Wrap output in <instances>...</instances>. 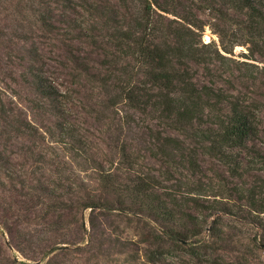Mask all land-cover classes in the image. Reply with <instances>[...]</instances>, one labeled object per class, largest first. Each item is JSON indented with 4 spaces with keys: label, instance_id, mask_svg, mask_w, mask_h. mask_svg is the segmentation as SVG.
I'll return each mask as SVG.
<instances>
[{
    "label": "rangeland",
    "instance_id": "374dc122",
    "mask_svg": "<svg viewBox=\"0 0 264 264\" xmlns=\"http://www.w3.org/2000/svg\"><path fill=\"white\" fill-rule=\"evenodd\" d=\"M160 1L167 12L153 7L151 18L183 28L186 44L205 58L172 62L171 71L227 97L205 109L185 135L169 127L158 103L141 110L126 98L128 90L154 100L159 93L144 83L149 68L133 54L139 35L133 20L141 17L143 0H0V98L14 111L0 124L7 133L0 152L26 176L23 184L11 183L0 163V264H264V213L248 207L249 193L264 199V171L249 164L251 154H264V25L247 22L231 0ZM258 2L264 11V0ZM41 13H50L55 32L42 28ZM163 38L174 44L171 36ZM163 38L155 34L153 41L163 47ZM36 73L63 94L62 106L38 96ZM230 101L248 111L256 127L244 148L227 150L240 157L241 176L228 172L210 142L192 134L196 129L213 137L214 122L230 113ZM15 114L42 137L16 133ZM64 126L70 138L58 131ZM164 137L178 139L197 169L178 154L169 160L158 154ZM98 171L110 172V181L98 180ZM41 183L55 196L41 204L24 197ZM137 184L171 201L177 230L194 227L189 214L199 219L200 233L185 245L163 236L155 216L138 211L126 190ZM91 199L112 208L84 209L80 203L96 202ZM211 204L231 215L198 207ZM212 227L223 238L217 248ZM156 253L159 259L148 260Z\"/></svg>",
    "mask_w": 264,
    "mask_h": 264
},
{
    "label": "trees",
    "instance_id": "16d2710c",
    "mask_svg": "<svg viewBox=\"0 0 264 264\" xmlns=\"http://www.w3.org/2000/svg\"><path fill=\"white\" fill-rule=\"evenodd\" d=\"M229 2L232 9L247 14V22L254 23L255 25H264V11L263 7H260L258 0H231ZM143 4L144 8L141 12V17H137L133 20V31L139 33L136 39L137 41L134 42L137 51L133 52V54L137 60L140 61L139 63L141 66L149 68L146 74L142 73V71L141 73L148 77V82L144 83H149L154 88L159 89V93L155 96L158 101L154 100V98H147L145 94L138 91L136 92L135 90H128L126 98L135 102L136 108H140L141 110H144L151 101L158 103L161 106L160 113L169 121V127L185 135L190 129L194 128L193 126L199 124L197 121L200 120L201 114L205 109L216 106V104L220 103L222 100H226L227 97L207 86L198 88L196 85H193L189 77H187L188 74L184 71H180V73L171 71L172 62L182 64L183 60L190 59L199 63L205 58L199 54L198 51L196 52L194 49H191L190 45L186 44L185 37L187 34L183 28L178 29L170 25L164 27L161 26L159 21H154L151 18L150 12L153 11V7L159 11L167 12L160 0H143ZM52 19L50 13L46 15L41 13L39 17V23L42 28L49 33L55 32V27L51 22ZM155 34H160L161 38H163V34L171 36L174 44L167 43L168 41L163 38L161 42L167 43L168 45L164 44L163 47H161L160 44L153 41ZM31 69L32 67H30L29 70ZM32 77V87L40 98L46 100L50 105L62 106L60 103L62 102L63 94L52 85V82H50L47 77H44L42 73L33 74ZM229 112L230 113L226 115L224 119L216 121L217 123L214 122L216 128L219 129H216L217 132H214L215 135L213 137L206 135V131H197L196 129H194L192 134L198 137L201 142H210V149L212 152L216 153V156H218L219 160L226 166L230 174L241 176L239 173L242 162L240 157L229 154L227 150L244 148L247 141L255 136L256 127L247 114L248 111L241 107L237 101H230ZM12 113L14 114L13 109L7 106L5 107L0 98V124L2 122L5 123V120L10 118ZM12 122L15 124L13 125V129L21 136H40L35 125L24 120L19 122L16 114ZM58 131L62 133L63 139L70 138L72 135L71 131L66 126L60 127ZM6 134V128L3 125L0 126V137ZM159 141L161 145L159 150L161 153L158 152V154H164L167 160L173 159L172 157L178 154V157L184 158L189 162V167L192 170L197 169L192 154L189 152H185V155L183 154L181 148L182 143L178 139L164 137L163 140L158 139L157 142ZM250 158L249 164L257 165L258 170L264 171V154L255 152L250 155ZM0 163H2L7 173V178L11 183L17 180H20L22 184L26 182V176L21 172V169H16L14 164L10 162L9 157H4L1 152ZM32 175L34 174L32 173ZM98 175L100 176H98V180H105L106 183L110 181V172L103 174L98 171ZM23 186H25V184L22 185V187ZM143 186L147 185L137 184L133 185V187L131 186L130 189L126 187V190L133 195L135 201L138 202L136 207L138 211L155 216V221L159 222V225L163 227L161 228L163 236H166L178 245H185L191 237L197 236L200 233V229L196 230L199 219L189 214L187 215L188 222L194 227L191 229L180 227V229L177 230L175 227L177 224L176 216L171 206H168L171 201L168 200L165 202L163 199L161 200L159 197L148 193L147 189ZM29 189L31 191L30 194L26 193L24 197L29 195L37 204H41L42 200L49 199L51 196L54 197L56 194L54 188L49 189L42 183L38 184V187H30ZM248 195L250 197V199H248V207L250 210L264 213V199L253 198L255 193H249ZM238 198L241 200V196H238ZM95 201L96 202L87 200L80 204L84 209L90 208L91 211L95 208H102L104 210H110L112 208L109 204L101 203L99 199ZM198 207L206 209L208 214H213L214 211H218L224 215H231V211L228 208L224 206L221 207L218 204H211L207 207L200 205ZM204 221L203 219L202 222ZM209 233L212 238V247L216 246L215 248H217L218 242L223 240V238L220 237L221 231L217 232L215 227H212L209 228ZM154 238V243H159L161 241V237L158 235H155ZM262 243L264 244V239H262ZM211 244H207L205 247L212 248ZM191 253L195 257H198L197 253L193 251H191ZM159 257L160 253H156L148 257V260L155 261V259H159Z\"/></svg>",
    "mask_w": 264,
    "mask_h": 264
}]
</instances>
